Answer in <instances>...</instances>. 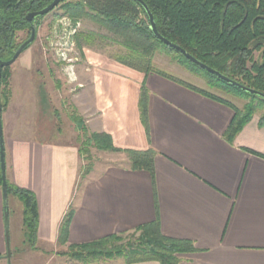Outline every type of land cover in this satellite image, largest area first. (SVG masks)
Segmentation results:
<instances>
[{"label":"crops","instance_id":"0c3cea01","mask_svg":"<svg viewBox=\"0 0 264 264\" xmlns=\"http://www.w3.org/2000/svg\"><path fill=\"white\" fill-rule=\"evenodd\" d=\"M109 70L94 79L97 101L108 99L96 111L94 131L110 135L123 151L153 150L154 172L112 166L82 180L78 145L37 130L41 139H11L5 143L7 180L36 195L37 245L58 246L72 209L64 248L159 222L164 236L194 247L178 264H264V122L255 116L230 143V107L157 74L117 63ZM143 85L148 132L139 107ZM57 253L52 264H85Z\"/></svg>","mask_w":264,"mask_h":264},{"label":"trees","instance_id":"16d2710c","mask_svg":"<svg viewBox=\"0 0 264 264\" xmlns=\"http://www.w3.org/2000/svg\"><path fill=\"white\" fill-rule=\"evenodd\" d=\"M53 1L0 0V60H11L21 46L17 42L18 33L32 29V26L43 19L42 17L30 23L26 20L28 14L43 10ZM68 1L62 4L69 17L76 21L81 19L91 21L102 30L109 32L114 42L126 48V55L115 56L116 61L145 76L157 74L170 79L230 107L234 111V117L225 136L228 142H234L237 135L252 121L258 109L264 110V100L207 73L179 52L159 41L150 29L147 14L135 0H77L73 3ZM142 1L150 9L161 36L222 75L264 94V0ZM81 38L86 43L92 44L97 36L93 33L79 34L78 44ZM160 49L175 53L182 62L204 72L210 80V87L233 93L248 100L249 103L240 110L218 96L155 69L153 59ZM7 69L3 70L2 84L7 77ZM139 107L142 123L148 132V91L145 85L142 86ZM73 119L80 129L86 130L81 118L74 116ZM261 121L264 122V116ZM91 146L106 152L123 151L115 147L110 135L95 133L85 138L79 148L81 158L85 159L90 155ZM125 152L132 158V170L154 172L156 153L153 150ZM91 172L92 167L86 166L82 171L81 179H85ZM0 185L2 186L1 165ZM8 196L16 197L23 205L25 238L34 248L38 243L39 223L36 195L8 182ZM73 215L74 211L71 209L61 225L59 241L63 245H67ZM69 248L70 252L65 255L85 264L114 258H122L128 264L146 261L178 264L180 255L195 251L190 242L164 236L159 222L91 243L71 245Z\"/></svg>","mask_w":264,"mask_h":264},{"label":"rangeland","instance_id":"374dc122","mask_svg":"<svg viewBox=\"0 0 264 264\" xmlns=\"http://www.w3.org/2000/svg\"><path fill=\"white\" fill-rule=\"evenodd\" d=\"M66 12L63 4H60L39 20L34 26L37 32L34 43L15 64L7 69V77L1 86L6 144L11 139H28L30 135L41 139L35 133L37 130L40 136L55 135L80 148L85 138L97 133L94 131L99 128L97 114L100 111L96 112L97 109L100 110L102 105L104 109L108 105L105 96L101 104L99 98L97 101L94 96L95 77L110 71V65L115 63L143 74L116 61L115 56H125L127 51L125 47L113 41L109 32L87 19L76 21ZM89 33L96 34L97 39L92 44H88L81 38L78 44L77 36ZM30 37L31 29L18 33V45L23 44ZM153 66L178 80L186 81L230 102L240 110L249 103L248 100L233 93L210 87V80L204 72L182 62L175 53L165 49L156 52ZM121 76L127 77L123 74ZM74 116L82 119L85 131L78 127L73 119ZM255 116L262 119L264 110L258 109ZM56 119V125L53 126ZM89 150L90 155L85 159L82 158L81 174L86 166L92 167L90 176L97 175L112 166L131 167L132 158L125 150L119 153L106 152L94 146L89 147ZM8 203L11 264H52L51 257L55 252L69 257L65 255L70 252L69 246L64 248L66 245L60 241L54 249L37 244L34 248L31 247L25 238L22 203L14 196L9 197ZM5 234L3 195L0 185V264H8L5 258L7 256ZM64 249L66 252L62 251Z\"/></svg>","mask_w":264,"mask_h":264},{"label":"water","instance_id":"95a60500","mask_svg":"<svg viewBox=\"0 0 264 264\" xmlns=\"http://www.w3.org/2000/svg\"><path fill=\"white\" fill-rule=\"evenodd\" d=\"M68 0H54L49 6L44 8L41 11L38 12H33L28 14L26 17V20L30 23H33L35 20L42 18L46 16L47 14L51 13L54 11L60 4L66 2ZM138 2L142 8L144 9L145 13L147 14V17L149 19L150 23V29L153 32L154 36L161 41L165 46L175 50L176 52H179L181 55H183L188 61H190L192 64L196 65L200 69L206 71L207 73L221 79L222 81L228 83L229 85L238 88L239 90H242L250 95H254L259 97L260 99L264 100V94L252 90L246 86H243L242 84L231 80L230 78L222 75L218 71L210 68L209 66L203 64L202 62L198 61L195 59L193 56H191L189 53H187L184 49H182L180 46L173 44L163 36H161L158 33L157 26L154 20V17L148 8V6L142 1V0H135ZM36 29L34 26H32L31 29V37L25 41L13 58L9 61H3L0 60V165H1V179H2V195H3V207H4V219H5V228H6V246H7V260L8 264H11V249H10V228H9V196H8V180H7V166H6V152H5V142H4V126H3V105H2V100H1V86H2V74L3 70L5 68L11 67L13 64L16 63V61L20 58V56L34 43L36 39Z\"/></svg>","mask_w":264,"mask_h":264},{"label":"flooded vegetation","instance_id":"af4514ba","mask_svg":"<svg viewBox=\"0 0 264 264\" xmlns=\"http://www.w3.org/2000/svg\"><path fill=\"white\" fill-rule=\"evenodd\" d=\"M6 258V257H5ZM6 260H7V258H6ZM7 263H8V260H7Z\"/></svg>","mask_w":264,"mask_h":264}]
</instances>
